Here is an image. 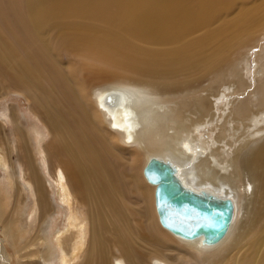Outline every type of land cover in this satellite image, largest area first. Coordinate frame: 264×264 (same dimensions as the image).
<instances>
[{
  "label": "bare ground",
  "instance_id": "obj_1",
  "mask_svg": "<svg viewBox=\"0 0 264 264\" xmlns=\"http://www.w3.org/2000/svg\"><path fill=\"white\" fill-rule=\"evenodd\" d=\"M8 95L29 116L9 104L0 120L13 186L8 213L0 192V233L17 264L53 251L39 233L54 209L36 148L69 206L59 264H264V0H0ZM150 157L183 189L230 199L220 239L160 224L142 172ZM23 180L35 204L21 243ZM4 239L0 264H10Z\"/></svg>",
  "mask_w": 264,
  "mask_h": 264
},
{
  "label": "water",
  "instance_id": "obj_2",
  "mask_svg": "<svg viewBox=\"0 0 264 264\" xmlns=\"http://www.w3.org/2000/svg\"><path fill=\"white\" fill-rule=\"evenodd\" d=\"M142 172L155 186L154 205L163 227L186 238L201 235L206 242L223 236L232 213L230 199H208L183 189L170 164L157 157H150Z\"/></svg>",
  "mask_w": 264,
  "mask_h": 264
},
{
  "label": "rangeland",
  "instance_id": "obj_3",
  "mask_svg": "<svg viewBox=\"0 0 264 264\" xmlns=\"http://www.w3.org/2000/svg\"><path fill=\"white\" fill-rule=\"evenodd\" d=\"M250 68L251 69L255 68L253 61H252V65L250 66ZM111 80H113V79H108L106 82H112ZM9 104H14V106L19 107L21 113H23L24 116H26L27 122H29V116L27 115V112H26L27 111V104H26L25 100L21 97L12 96V95H8V97L6 99L0 100V120H5L3 118V113L5 112L6 107ZM5 128H6L5 133H7L8 135L11 136L12 135V132H11L12 127L8 124V125H6ZM38 140H41V138H38ZM36 153H37L38 162L40 163V165L42 167V179L45 181L46 185L47 184L49 186L51 185L50 188H48V190H49V192H51V201H52L51 205L54 209L50 214L47 215V217L45 219V228L39 229V233L44 236L43 244H47V245L53 247L51 257H49L42 264H59V262H60L59 261V251L57 250L56 244H57L59 232L61 233V231L68 229V224H69V220H70L69 206H68L66 201H64L63 199L60 198V196L58 194V190H59L58 185L52 179V177L49 175L46 162L43 158L42 153L40 152V150L38 148H36ZM9 160H10V163L8 162V165H11V168H14L16 170V174H18V176L20 175V178H23L22 173L20 172V169L18 168L19 163L17 162L16 155L12 153L10 155ZM7 173H10V172L5 171L4 169H0V192L2 194L5 193L4 194L5 195L4 211L6 213H8L10 211L12 203H13V196H12L13 186L11 185V182L8 181V179H7V176H6ZM20 189L26 195V201H25V205L22 207H19V209H18L19 217L22 215V218L20 219V221L17 222L19 232L23 229L25 230V228L28 231L29 225L32 224V222L34 220L33 215H32L33 204H31V203H34L32 195H31V189L32 188L28 183H26L23 180L22 182H20ZM28 192H29V195L31 197L30 202L29 201L27 202V193ZM27 231H26L25 235L21 233V237H22V238L20 237L21 243H22V240L25 239L26 236H28ZM0 238L1 239L5 238L3 240V246L6 249L7 254L9 256L10 264H17L16 256L14 254V247L12 246L10 239L7 236L3 235L2 233H0ZM47 241H49V242H47ZM50 243H51V245H50ZM54 250H55V253H54ZM53 253H54V255H53ZM55 255H57V256H55ZM199 263H202V261L198 260V262H197V261L191 260L188 264H199ZM7 264H9L8 261H7Z\"/></svg>",
  "mask_w": 264,
  "mask_h": 264
},
{
  "label": "flooded vegetation",
  "instance_id": "obj_4",
  "mask_svg": "<svg viewBox=\"0 0 264 264\" xmlns=\"http://www.w3.org/2000/svg\"><path fill=\"white\" fill-rule=\"evenodd\" d=\"M51 186V185H50Z\"/></svg>",
  "mask_w": 264,
  "mask_h": 264
}]
</instances>
